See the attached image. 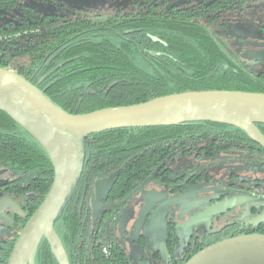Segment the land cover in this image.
Returning a JSON list of instances; mask_svg holds the SVG:
<instances>
[{
    "label": "trees",
    "instance_id": "16d2710c",
    "mask_svg": "<svg viewBox=\"0 0 264 264\" xmlns=\"http://www.w3.org/2000/svg\"><path fill=\"white\" fill-rule=\"evenodd\" d=\"M23 1L0 0V17L4 19L0 23V68L20 76L69 114L193 91L264 93L261 77L238 60L210 28L220 14L251 0H201L198 7L183 9L173 7L174 0H128L134 6L131 11L92 17L90 10L96 8L84 1L50 0L59 6L48 11L25 6ZM112 1L116 0H108V4ZM257 127L264 134V126ZM89 140L95 141L93 147H88ZM194 141L254 146L235 128L199 122L92 135L85 140V155L91 151L95 159L89 161V169H108L117 159L130 158L119 164H123L121 173L146 176L171 146ZM0 165L19 178V193L34 195L21 219V229L42 203L54 173L41 144L2 112ZM86 169L85 165L70 200L54 221V232L69 264H127L113 244L104 252L101 244L90 243L86 225L80 224L75 193ZM17 237L3 244L0 254L4 264ZM207 238L209 245L223 239L218 234ZM33 264H59L47 240L41 241Z\"/></svg>",
    "mask_w": 264,
    "mask_h": 264
},
{
    "label": "water",
    "instance_id": "95a60500",
    "mask_svg": "<svg viewBox=\"0 0 264 264\" xmlns=\"http://www.w3.org/2000/svg\"><path fill=\"white\" fill-rule=\"evenodd\" d=\"M0 112L25 128L47 152L53 181L40 206L18 234L6 264H33L42 240H47L59 264H69L53 225L70 200L85 163L89 136L120 129L172 127L210 122L243 132L264 150V93L193 91L150 101L69 114L48 100L29 82L0 68ZM256 224L264 223V214ZM61 250L62 262L55 254ZM264 263V234L226 238L194 254L184 264Z\"/></svg>",
    "mask_w": 264,
    "mask_h": 264
},
{
    "label": "flooded vegetation",
    "instance_id": "af4514ba",
    "mask_svg": "<svg viewBox=\"0 0 264 264\" xmlns=\"http://www.w3.org/2000/svg\"><path fill=\"white\" fill-rule=\"evenodd\" d=\"M105 1L106 4L103 5L105 9L101 10L97 7H95L96 9H91L90 17L93 15H108L117 11L128 12L134 9V6L128 0H116L112 1L111 4H108V0H103L102 3ZM171 2L173 7L183 9L185 6V8L198 7L202 1L174 0ZM22 3L36 10L48 11L49 9L53 10V6L57 2L50 0H24ZM2 21L4 19L0 17V23ZM210 28L223 40L226 47L235 54V57L246 62L250 70L260 76L264 83V0H251L239 9L220 14L217 22L210 25ZM224 31H227V34ZM221 32L226 36L230 35L231 38L229 37V40L224 39L220 35ZM232 46L237 52L232 49ZM246 55L249 57H246ZM241 56H245L247 59H242ZM94 143L95 141L89 140L87 145L90 148L94 146ZM170 148L169 152H166V156L162 160L160 159L158 166L146 176L135 174L128 176L121 173L123 164L121 166L119 164L130 161V158H119L114 165H108V169L99 171L94 168L89 169V161L95 159L91 151H86L84 167L86 165L88 168L85 170L87 174L86 176L83 175V182L76 190L75 203L78 207L80 224L86 225V235L90 243L101 244L104 252L109 250L111 244H113L123 253L127 264H131L126 251L116 241L114 233L117 228L123 232V229L119 226L120 214L127 203L138 192L145 189L149 184L156 183L159 186L166 187L171 194L177 195L183 192L188 185H194L199 180L208 184L213 177L207 172V167L229 160L262 163L264 165V150L256 144L251 148H246L230 141L204 143L202 141H194L181 142ZM234 153L243 155L244 158H232L231 155ZM197 160H207L209 163L202 164L198 162L196 165L190 166L191 163ZM181 161H184L183 165L179 166L178 169L174 167L177 162ZM221 178L225 183L222 186V190L213 198L214 203L211 206V208H214L213 211L218 214V220L221 218L220 216L227 214L238 204L254 202L257 197L256 190L263 189L262 191L264 192V176L239 178L236 173H230L225 178ZM18 181L19 178L10 169L0 165V192L13 201L9 213L11 219L15 222L14 226H9L10 236L0 240V253L3 244L13 240L15 235L19 234L24 227L25 224L20 229L21 219L26 216L28 201L34 196L30 191L19 193L18 191L22 190L16 189ZM250 211L252 214H257L254 220H250L248 223L236 221L229 223L230 221L224 219V225L217 231L207 232L204 236L197 237L193 245L189 244L186 246L181 258L175 255L174 247L178 236L173 222H170L166 238L168 249L167 264L188 260L197 252L213 245H209L207 238L213 234H218L223 238L222 240L245 234H264L261 233L264 232V223L256 224L255 221L264 212H258L259 210L256 206H252ZM195 250L197 252L192 254ZM0 264H4L1 254Z\"/></svg>",
    "mask_w": 264,
    "mask_h": 264
},
{
    "label": "rangeland",
    "instance_id": "374dc122",
    "mask_svg": "<svg viewBox=\"0 0 264 264\" xmlns=\"http://www.w3.org/2000/svg\"><path fill=\"white\" fill-rule=\"evenodd\" d=\"M80 1H84L92 8L105 9L103 5L106 1L102 3L103 0ZM57 6L58 4L55 3L54 10ZM225 33L227 34V31ZM220 35L227 40L231 38L223 32ZM232 49L236 51L233 46ZM241 57L247 59L246 57L249 56ZM231 156L235 159L244 158L237 153ZM198 162L209 163L207 160H197L190 166ZM183 164L184 161L177 162L174 167L178 169ZM207 172L213 177L208 184L199 180L194 185H188L183 192L174 195L166 187L151 183L127 203L119 218V226L123 232L117 228L114 237L126 251L131 264H167L166 238L170 222H173L178 236L174 247L175 255L181 258L186 246L193 245L197 237H202L207 232L217 231L224 225V219L230 221L229 223L234 221L248 223L257 216L251 213L252 206H256L258 212H264L263 189L255 191L257 197L254 202L238 204L227 214L220 216L219 220L218 214L213 211L214 208H211L214 203L213 198L222 190L225 183L221 177L225 178L230 173H236L239 178L264 176L262 163L229 160L208 166ZM12 203L11 199L0 192V240L9 237V226L15 225L9 213Z\"/></svg>",
    "mask_w": 264,
    "mask_h": 264
},
{
    "label": "bare ground",
    "instance_id": "6f19581e",
    "mask_svg": "<svg viewBox=\"0 0 264 264\" xmlns=\"http://www.w3.org/2000/svg\"><path fill=\"white\" fill-rule=\"evenodd\" d=\"M56 256L63 262L64 261V256L61 250L57 249L55 250ZM230 264H264L260 261H253V262H245V263H230Z\"/></svg>",
    "mask_w": 264,
    "mask_h": 264
}]
</instances>
